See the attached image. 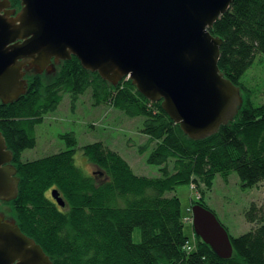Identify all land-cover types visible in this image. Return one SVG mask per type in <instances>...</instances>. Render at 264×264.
<instances>
[{
    "label": "trees",
    "instance_id": "obj_1",
    "mask_svg": "<svg viewBox=\"0 0 264 264\" xmlns=\"http://www.w3.org/2000/svg\"><path fill=\"white\" fill-rule=\"evenodd\" d=\"M20 8L19 0H8ZM221 39L218 67L238 86L242 103L236 115L203 139H191L131 79L116 84L85 69L72 56L60 60L51 74H25V92L16 100H0V133L12 153L18 191L6 201L20 230L41 246L52 264H264V210L251 204L245 219L254 226L237 237L230 234L232 255L220 258L197 235L192 250L180 199L168 195L178 185L194 184L208 208L204 188L216 174L232 171L243 187L264 179V102L255 104L242 77L257 55H264V0H233L209 29ZM90 90L95 105L109 104L128 117L143 116L142 132L153 148L147 158L159 165V176L134 173L128 162L101 141L82 146L96 167L86 174L75 164L77 139L61 137L69 146L42 158L27 160L22 152L36 144L35 126L56 109L63 93L71 98ZM57 189L60 206L47 195ZM140 232L134 242L132 233Z\"/></svg>",
    "mask_w": 264,
    "mask_h": 264
},
{
    "label": "water",
    "instance_id": "obj_2",
    "mask_svg": "<svg viewBox=\"0 0 264 264\" xmlns=\"http://www.w3.org/2000/svg\"><path fill=\"white\" fill-rule=\"evenodd\" d=\"M0 0V100L25 92V70L54 71L75 56L116 84L124 77L178 123L203 139L234 118L240 88L218 67L221 39L209 29L233 0ZM12 153L0 133V200L17 195ZM56 203L64 205L57 189ZM194 233L220 258L232 255L226 228L208 208L191 206ZM0 264H52L15 221L0 215Z\"/></svg>",
    "mask_w": 264,
    "mask_h": 264
},
{
    "label": "rangeland",
    "instance_id": "obj_3",
    "mask_svg": "<svg viewBox=\"0 0 264 264\" xmlns=\"http://www.w3.org/2000/svg\"><path fill=\"white\" fill-rule=\"evenodd\" d=\"M9 8L15 10L13 15L20 10V8ZM53 63L56 67L59 61ZM30 71L35 69H27L25 74ZM51 72L43 73L51 74ZM124 78L128 79V77ZM242 81L246 85L245 92L251 95L255 104L264 102L263 54L257 55L253 65L243 75ZM143 121V116L128 117L109 104L95 105L90 90L75 99L71 98L69 93H63L56 109L45 113L43 120L35 126L36 144L33 148L25 149L22 158L33 160L64 150L69 144L61 136L73 133L77 139L74 161L86 174L95 172L96 167L90 163L81 148L85 144L101 141L118 152L134 173L151 177L159 176L160 166L147 161L153 144L148 143V136L142 132ZM173 194L180 199L184 234L188 237V244L192 250L196 245V237L191 222V204L193 200L200 198L198 189L194 184L192 187L191 184H181L168 193V195ZM203 199L228 234L237 237L254 226L245 219V212L251 204L254 203L264 210V179L254 186L243 187L235 171H232L227 179L216 174L211 188H204ZM0 215L4 220L13 221L12 210L5 200H0ZM132 239L134 242L140 241L138 228L134 229Z\"/></svg>",
    "mask_w": 264,
    "mask_h": 264
},
{
    "label": "flooded vegetation",
    "instance_id": "obj_4",
    "mask_svg": "<svg viewBox=\"0 0 264 264\" xmlns=\"http://www.w3.org/2000/svg\"><path fill=\"white\" fill-rule=\"evenodd\" d=\"M16 173H17V171H16ZM51 190H52V189H50V190L47 192V195H48L49 197H51L53 201H55V199H54V198L52 197V195H51ZM55 202H56V201H55Z\"/></svg>",
    "mask_w": 264,
    "mask_h": 264
},
{
    "label": "built area",
    "instance_id": "obj_5",
    "mask_svg": "<svg viewBox=\"0 0 264 264\" xmlns=\"http://www.w3.org/2000/svg\"><path fill=\"white\" fill-rule=\"evenodd\" d=\"M193 186V184H191V187ZM190 219V218H189ZM186 248L188 249V250H191V247H190V245L188 244V242H187V245H186Z\"/></svg>",
    "mask_w": 264,
    "mask_h": 264
},
{
    "label": "bare ground",
    "instance_id": "obj_6",
    "mask_svg": "<svg viewBox=\"0 0 264 264\" xmlns=\"http://www.w3.org/2000/svg\"><path fill=\"white\" fill-rule=\"evenodd\" d=\"M191 222H192V220H191ZM196 235V234H195Z\"/></svg>",
    "mask_w": 264,
    "mask_h": 264
}]
</instances>
